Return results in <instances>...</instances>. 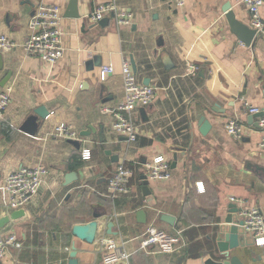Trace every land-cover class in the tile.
I'll return each instance as SVG.
<instances>
[{
  "label": "crops",
  "instance_id": "obj_1",
  "mask_svg": "<svg viewBox=\"0 0 264 264\" xmlns=\"http://www.w3.org/2000/svg\"><path fill=\"white\" fill-rule=\"evenodd\" d=\"M70 2L0 0V35L18 46L0 53V84L12 74L0 92L13 89L11 105L0 121V217L17 211L1 190L7 175L39 165L49 170L38 195L21 209L24 216L0 229V237L14 234L24 244L8 252L0 264H69L74 244L79 264H111L114 253L105 245L110 240L131 254L128 261L115 264L217 260L216 231L229 206L258 207L264 213V133L255 126L259 119L249 121L245 107L248 102L264 109V38L249 47L232 30L227 6L238 22L252 29L240 0H188L184 8H177L174 0H78L79 18L66 17ZM108 3L131 12L132 25L119 26L113 16L93 22V10ZM39 4L62 11L66 50L53 67L22 48ZM126 61L140 84L156 89L153 102L132 114L138 133L134 143L118 134L112 116L102 112L125 97ZM189 65L198 67L196 74L189 73ZM104 66H112L114 72L102 82ZM148 79L150 84H145ZM41 107L49 115L39 118L36 135L23 132ZM204 118L211 124L206 136L201 133ZM231 119L245 126L240 141L226 131ZM60 124L77 131L81 140L51 136ZM83 132L90 136L82 137ZM87 149L92 158L83 160ZM158 156L170 162L171 177L148 178L147 196L142 174ZM121 164L134 172L131 192L111 200L108 180ZM71 173L78 178L67 185ZM232 197L241 204L233 203ZM142 210L146 218L141 222L137 213ZM94 214L102 216L96 220ZM163 214L175 218L174 224L162 221ZM94 220L98 230L93 243L73 235L74 226ZM109 223L118 236L107 233ZM151 228L173 237L182 232L186 248L174 254L141 251L140 240ZM241 241L243 248L233 251L240 261L264 264V247L255 245L251 233L243 230Z\"/></svg>",
  "mask_w": 264,
  "mask_h": 264
},
{
  "label": "built area",
  "instance_id": "obj_2",
  "mask_svg": "<svg viewBox=\"0 0 264 264\" xmlns=\"http://www.w3.org/2000/svg\"><path fill=\"white\" fill-rule=\"evenodd\" d=\"M188 0H174L177 8H184ZM250 14V26L256 31L258 37L264 38V18L262 10L264 0H240ZM113 16L119 26H131L133 14L122 10L117 5L108 3L98 5L90 15L93 22H100L107 17ZM62 11L56 5L39 4L34 15L29 21L30 34L22 48L27 54L36 55L50 66H55L64 58V33L61 27ZM17 44L8 36L0 35V53L12 51L17 48ZM189 73L196 74L198 67L189 65ZM114 72L112 66H104L100 72V80L105 82L110 74ZM123 76L125 97L115 108H103L104 114L113 118L114 130L125 136L129 142H136L138 139L137 130L133 124L132 114L138 108L148 107L154 100L156 89L152 86L142 85L138 82L136 74L129 62L123 64ZM13 96L12 88H5L0 92V121L11 105ZM245 107L250 115L264 112V109L253 106L248 102ZM259 129L264 133V115L259 118ZM227 133L235 140H242L245 136V126L237 119H231L226 124ZM51 136L63 139L78 141L81 137L77 131L66 124L57 125L50 133ZM264 148V140L261 144ZM83 160L92 158L89 149L83 152ZM148 178L151 180H168L171 177V164L164 156L156 157L151 163L146 165ZM49 174L48 168L43 165L36 167H23L16 172L7 175L2 185V192L7 195L9 206L12 210L25 208L38 195L45 178ZM134 172L121 164L114 174L109 178L107 197L117 200L121 196L131 192L130 181ZM236 204H241L238 198H231ZM240 216L244 221L243 228L251 233L255 245L264 247V213L258 207L241 209ZM109 251L114 253V260L111 264L119 261H128L131 254L122 250V245L110 240L105 241ZM23 242L14 234L0 237V260L6 257L11 250H21ZM186 248V242L182 232L177 237L170 236L156 228H151L140 240V250L152 253L174 254Z\"/></svg>",
  "mask_w": 264,
  "mask_h": 264
},
{
  "label": "water",
  "instance_id": "obj_3",
  "mask_svg": "<svg viewBox=\"0 0 264 264\" xmlns=\"http://www.w3.org/2000/svg\"><path fill=\"white\" fill-rule=\"evenodd\" d=\"M77 3L78 0H71L70 2V7L69 10L66 12V17H71V18H79L80 15L77 11ZM225 12L227 14V18L230 22V25L232 27V30L234 33L249 47H251L255 40L258 38L256 31L253 29H250L248 26L245 24H242L241 22H238L236 20V17L234 13L231 11L229 6L226 7ZM106 20V19H105ZM104 20V21H105ZM1 60L2 56L0 55V66H1ZM97 60V59H95ZM92 62H89L88 65L90 66ZM134 70L136 71V65L133 63ZM12 74L9 73L2 83L0 84L1 88H4L9 80L11 79ZM145 84H150L149 79L146 80ZM36 115L37 117H30L29 120L25 123V125L21 128V130L31 136H35L36 133L38 132V123H39V118L45 120L49 112L46 110V108L41 107L38 110H36ZM264 115V112H261L259 114L251 115L249 118V121L252 123L254 122L255 119H259ZM257 128L259 127V124H255ZM201 133L203 135H207L210 131L211 124L209 123L206 118L203 119L201 123ZM89 130L95 131L93 126L89 127ZM82 137H89L90 132H83L81 134ZM103 139V138H102ZM127 139V138H126ZM102 143H104V139L101 140ZM81 144V143H80ZM79 143L77 144V147L80 148ZM107 153H110V151H107ZM116 159V158H115ZM177 159V156H175V160ZM78 178V176L74 173L68 174L66 176V183L67 185L71 184L75 179ZM142 183H143V192L145 195H150L151 191L149 190V180H148V172H144L142 174ZM229 212L228 215L224 218V222L218 226V229L216 231V243H217V249H218V259L217 260H212L209 261V264H243L242 261H240L238 255H236L233 251H235L238 248H243L241 237L243 235V225L244 221L242 220L240 213L241 209L235 205L232 204L228 208ZM24 211L23 210H17L9 215L0 217V229H4L11 220H16L22 216H24ZM101 214H94V219H99L101 218ZM137 217L139 221H145L144 219L146 218V213L142 210L137 213ZM143 219V220H142ZM174 219L172 216L165 215L163 214L161 216V220L168 223V224H174ZM94 220L90 223L87 224H80L76 225L73 228V235L80 239L83 240L87 243H93L97 230H98V222ZM113 229V223L108 224V234L111 236H118V233L112 232ZM245 231V230H244ZM77 248L76 245L74 244L72 247V251L70 253V260L69 264H79L78 259H77Z\"/></svg>",
  "mask_w": 264,
  "mask_h": 264
}]
</instances>
